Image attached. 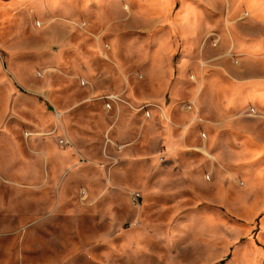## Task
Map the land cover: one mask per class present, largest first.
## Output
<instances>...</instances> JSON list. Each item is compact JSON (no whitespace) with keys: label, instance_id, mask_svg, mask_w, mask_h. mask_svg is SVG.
<instances>
[{"label":"rangeland","instance_id":"374dc122","mask_svg":"<svg viewBox=\"0 0 264 264\" xmlns=\"http://www.w3.org/2000/svg\"><path fill=\"white\" fill-rule=\"evenodd\" d=\"M151 1L0 0V264H264V0Z\"/></svg>","mask_w":264,"mask_h":264},{"label":"crops","instance_id":"0c3cea01","mask_svg":"<svg viewBox=\"0 0 264 264\" xmlns=\"http://www.w3.org/2000/svg\"><path fill=\"white\" fill-rule=\"evenodd\" d=\"M169 3H170L169 0H152L151 1V3H150V7H151V9H150L151 10V12H150V21L152 23H157L158 22L159 18L156 15H160L161 14L165 18H170L171 17V11L169 10V7H167L168 9L165 8V5L169 4ZM191 6H192V4H191ZM193 9L194 8H191L189 10L186 9V5L182 6L179 9L180 13H179V15H176L173 18L174 19L173 23H174L175 27H179L180 30H183V34H182V32L179 34L180 36L178 38L179 39L178 41L171 40V42L166 43L167 45L172 47L173 51L175 49L174 52H177V50H179L180 54H183L185 56L194 54L196 46L197 45L199 46V40H200L199 34H200L201 30L199 32H197L198 33L197 35L192 37V32H193L194 29L192 30V27L190 26V23H191V21L196 22L197 19L199 20L200 18L192 19L191 21H190V19H188V14L190 13V11H192L191 13H193V11L196 10V9H194V10ZM196 14H198V17L199 16L202 17V14H204V12L200 11L199 13L196 12ZM151 17H153V18H151ZM185 22H187V23H185ZM197 42H198V44H197ZM175 47H177V49ZM181 48H183V50ZM167 51H168V48L165 51V54H164L165 61L162 64L165 65L164 68H165V70H167L166 77H169L170 68L168 67V65H169V61H171L173 55L169 56L168 53L166 54ZM169 58H171V59H169ZM202 69H203V67H202ZM165 87H166L167 90L170 89V83L167 84ZM248 92H250V91H248ZM171 93H172L171 94V98L172 99L169 101V105L167 106L165 104V106H166V108H169V110L174 108V109L179 110V112L181 113L182 111H181L180 106H176L175 107V105H177V103H179L177 101L178 97L176 96L177 94H176V91H175V87H173L171 89ZM192 98L194 99V103L196 104V98H198L197 95H195V97L193 96ZM246 98L248 99L249 96L246 97ZM238 105H239V102H238ZM158 109H159V107H158ZM158 111H160V109ZM183 114H185V113L183 112ZM160 115L163 118V119H160V120L163 121L165 119L163 113H160ZM195 120L196 119L193 120L192 118L189 119V120L183 119V121H174V122H171V120H169L170 121V128L166 129V126H165V128H163L161 130L163 134H165V133L167 134L166 138H167V143H168L167 144L168 145V153L170 154V157L172 159L183 157V156H185V153L187 151H189V150H185V149H188L187 148V143H186L187 135L185 133H183L182 136H179V135H177V133H174V132L176 130H178V129H182L184 131V129L186 128V125H190V124L192 125V124H194L196 122H201V119H199L200 121H195ZM158 122H160V121H158ZM163 122H165V121H163ZM165 129H166V131H164ZM159 137H161V136H159ZM154 141H159V139H156L154 137ZM164 143H166L165 139H164ZM0 200H1L0 201V205H3L4 199L0 198Z\"/></svg>","mask_w":264,"mask_h":264},{"label":"built area","instance_id":"2783aa9c","mask_svg":"<svg viewBox=\"0 0 264 264\" xmlns=\"http://www.w3.org/2000/svg\"><path fill=\"white\" fill-rule=\"evenodd\" d=\"M107 48H108V45L106 43H104L103 49L107 50ZM82 84L84 85V82ZM101 99L103 102L104 109L108 110V111L111 110L114 106L116 107L119 103H122V101H123L122 97L115 92H108L105 95H103L101 97ZM145 106L146 105H142V107H144V108H145ZM186 108L191 109V106L188 105V106H186ZM105 137L108 138V135L106 134ZM59 144L64 145V146L68 145V140L66 138H62L59 140ZM138 197H139L138 193L133 194L134 201H137Z\"/></svg>","mask_w":264,"mask_h":264}]
</instances>
